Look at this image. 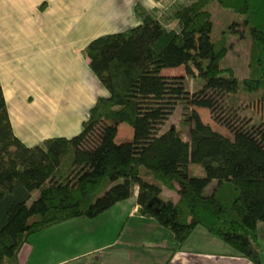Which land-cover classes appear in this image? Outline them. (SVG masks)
<instances>
[{"label": "trees", "instance_id": "trees-1", "mask_svg": "<svg viewBox=\"0 0 264 264\" xmlns=\"http://www.w3.org/2000/svg\"><path fill=\"white\" fill-rule=\"evenodd\" d=\"M214 2L249 30L250 74L243 80L220 66L229 47L225 36H212ZM135 12L139 25L99 36L84 49L109 95L98 98L79 134L27 146L14 132L0 83V264L15 263L31 235L95 218L136 188L142 214L172 231L179 245L202 227L264 264V120L251 126L232 120L250 96L264 102V0L180 1L162 15L137 4ZM180 66L185 75L163 74ZM180 104L188 139L165 128ZM198 108L224 121L233 137L204 122ZM123 123L134 134L119 143ZM164 188L179 199L165 198Z\"/></svg>", "mask_w": 264, "mask_h": 264}, {"label": "crops", "instance_id": "crops-1", "mask_svg": "<svg viewBox=\"0 0 264 264\" xmlns=\"http://www.w3.org/2000/svg\"><path fill=\"white\" fill-rule=\"evenodd\" d=\"M164 1L0 0V83L15 134L29 147L79 134L98 98L109 95L82 52L99 36L139 25L137 4L159 12ZM182 68L163 72L185 75ZM120 126L116 141L132 140L133 129L123 127L128 138H122ZM137 196L138 188L95 218L31 235L7 264H252L211 248L223 245L202 227L179 245L172 231L142 214ZM163 196L179 199L167 188Z\"/></svg>", "mask_w": 264, "mask_h": 264}, {"label": "rangeland", "instance_id": "rangeland-1", "mask_svg": "<svg viewBox=\"0 0 264 264\" xmlns=\"http://www.w3.org/2000/svg\"><path fill=\"white\" fill-rule=\"evenodd\" d=\"M182 1H191V0H182ZM170 0H165L164 5L161 10H159L158 14L162 15L170 6ZM208 9L212 12V20L214 24L212 36L214 39H219L222 36H225L227 39V44L229 47V52L227 56L221 61L220 66L222 68L231 67L234 69L236 76L243 80L248 77L250 74V48H251V39L249 30L241 25L242 18L235 14L232 10L222 7L218 2L212 3ZM237 22V24H235ZM240 23V24H239ZM167 26L169 28H176L177 24L175 22H168ZM235 30V31H233ZM86 61L88 58L85 52H82ZM185 74L184 68L179 70ZM179 72H171L166 71L163 72L164 75H176ZM187 85L189 89L192 91L195 88L194 81L191 78H187ZM252 101H248L249 103L246 105L245 102L241 104L242 110L240 111V116L234 117L232 120H235L236 124H247L249 126L259 123L264 120V102H260L257 100L256 96H250ZM249 97V98H250ZM198 112L200 113L204 122L210 124L215 130L221 132L222 134L233 137V134L228 127V125L222 120H216L209 109L198 108ZM229 115V113H227ZM120 126V137L128 138V132L125 129H129L132 127L129 124L123 123ZM126 127L125 129H122ZM129 127V128H128ZM168 127H176L184 137H189V125L185 121L184 115V107L183 105H179L178 108L174 111V113L170 116V118L165 123V128ZM217 181H213L205 190V194L209 195L213 192V188L216 186ZM38 197V192L35 191L32 195L29 203L31 204L33 200ZM218 243H221L223 247L217 246L218 244H212L213 247L218 251L225 253H233L235 250L223 242L219 238H215ZM214 240V241H215ZM253 264V263H252Z\"/></svg>", "mask_w": 264, "mask_h": 264}, {"label": "built area", "instance_id": "built-area-1", "mask_svg": "<svg viewBox=\"0 0 264 264\" xmlns=\"http://www.w3.org/2000/svg\"><path fill=\"white\" fill-rule=\"evenodd\" d=\"M180 1H182V0H170L169 6H171L177 2H180Z\"/></svg>", "mask_w": 264, "mask_h": 264}]
</instances>
